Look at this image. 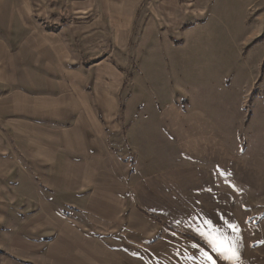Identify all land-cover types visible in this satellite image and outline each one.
Returning <instances> with one entry per match:
<instances>
[{
  "label": "rangeland",
  "instance_id": "1",
  "mask_svg": "<svg viewBox=\"0 0 264 264\" xmlns=\"http://www.w3.org/2000/svg\"><path fill=\"white\" fill-rule=\"evenodd\" d=\"M131 1L125 22L119 0H0V231L41 208L122 264H232L221 245L264 264V0ZM170 89L225 117L233 164L216 179L182 176L176 139L149 132ZM25 180L35 200L15 198Z\"/></svg>",
  "mask_w": 264,
  "mask_h": 264
},
{
  "label": "crops",
  "instance_id": "2",
  "mask_svg": "<svg viewBox=\"0 0 264 264\" xmlns=\"http://www.w3.org/2000/svg\"><path fill=\"white\" fill-rule=\"evenodd\" d=\"M95 4L97 5L96 2ZM90 7L112 9L116 6L106 3L105 7L103 5L94 7L93 4ZM133 8H135V1L119 0L118 9H123L121 18L125 19V22L129 20L128 17ZM7 58L8 53L0 51L1 90L7 89L9 86L8 70L5 67ZM177 93L174 89L169 90V103L172 104L173 108L169 110L167 116L160 115V117L155 116V118L149 119L147 124L149 132L152 135L163 134L176 139V147L173 148L171 154L174 155V161L184 163L180 168L181 173H184L182 176L187 177L188 174L194 172L197 179L202 181L216 179V172L219 167L228 168L233 164V155L227 146L228 143H226V139L232 136L231 130H228L229 125L224 116L209 113L206 109H200L196 112L192 102L189 109L184 112L181 104L178 105L173 98V96L177 97ZM208 102L209 100H204L203 105H208ZM230 127L233 129L232 126ZM138 130H140L138 126L131 128L134 133ZM4 150L5 147L3 146L1 151L4 152ZM47 155L50 158L55 157L56 151H49L48 149L42 151L41 156ZM1 157H3L2 154ZM41 159L44 158L41 157ZM162 161H164L163 154ZM2 162L0 161V163ZM37 196V191L28 180H25L15 190L17 200L32 201ZM140 211L167 230L184 236L196 245L200 246L189 237L204 243L193 235L177 231L163 223L153 213L142 209ZM32 218L27 223L14 224L8 232L0 231V264H107V256L111 258L116 256L112 264H122L121 255L118 256L107 247L105 248L104 244L90 242L88 237L65 224L57 227V223H53L51 213L47 210L41 211V208L34 210ZM27 233L33 234L37 238L33 241L28 240L24 236ZM204 245L206 244L204 243ZM206 246L213 254L202 246L200 247L216 259L214 251L208 245ZM109 264H111L110 261Z\"/></svg>",
  "mask_w": 264,
  "mask_h": 264
},
{
  "label": "snow or ice",
  "instance_id": "3",
  "mask_svg": "<svg viewBox=\"0 0 264 264\" xmlns=\"http://www.w3.org/2000/svg\"><path fill=\"white\" fill-rule=\"evenodd\" d=\"M235 227V226H233ZM218 251L223 250V252L226 253V255L224 256L225 259L232 261V264H235V262L238 260V254L235 251L234 246L229 245V246H223L221 245L220 248H217ZM209 259H211V257H209ZM214 264V262H213Z\"/></svg>",
  "mask_w": 264,
  "mask_h": 264
},
{
  "label": "trees",
  "instance_id": "4",
  "mask_svg": "<svg viewBox=\"0 0 264 264\" xmlns=\"http://www.w3.org/2000/svg\"><path fill=\"white\" fill-rule=\"evenodd\" d=\"M170 228V227H169ZM190 239H192V240H194L196 243H198L200 246H202L203 248H205L208 252H210L211 254H213V252L206 246V245H204V243H202V242H200V241H198V240H196V239H193V238H191V237H189Z\"/></svg>",
  "mask_w": 264,
  "mask_h": 264
}]
</instances>
